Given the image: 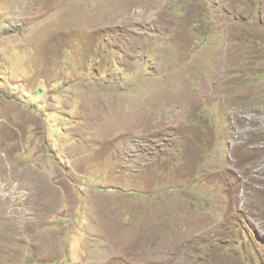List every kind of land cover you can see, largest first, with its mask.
I'll return each instance as SVG.
<instances>
[{"label": "rangeland", "instance_id": "rangeland-1", "mask_svg": "<svg viewBox=\"0 0 264 264\" xmlns=\"http://www.w3.org/2000/svg\"><path fill=\"white\" fill-rule=\"evenodd\" d=\"M0 264H264V0H0Z\"/></svg>", "mask_w": 264, "mask_h": 264}]
</instances>
